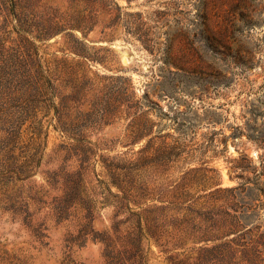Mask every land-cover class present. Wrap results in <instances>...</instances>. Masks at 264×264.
I'll use <instances>...</instances> for the list:
<instances>
[{
    "label": "rangeland",
    "instance_id": "374dc122",
    "mask_svg": "<svg viewBox=\"0 0 264 264\" xmlns=\"http://www.w3.org/2000/svg\"><path fill=\"white\" fill-rule=\"evenodd\" d=\"M108 1L0 16V264H264V0Z\"/></svg>",
    "mask_w": 264,
    "mask_h": 264
},
{
    "label": "trees",
    "instance_id": "16d2710c",
    "mask_svg": "<svg viewBox=\"0 0 264 264\" xmlns=\"http://www.w3.org/2000/svg\"><path fill=\"white\" fill-rule=\"evenodd\" d=\"M41 1L42 0H0V16H2L1 27H10L11 23L14 22L12 27H10V33L16 34L18 39L25 40L27 44H32L27 38V36L32 35L31 27H37V30L41 32V34L37 36V39L43 40V38H47L49 32H47L46 28L39 24H30L32 19H29V16L32 15L29 12L33 13L34 6ZM85 1L90 4H109L110 2L108 0ZM19 58L20 56L18 54L13 53L8 58L0 59V70L7 67L9 63L14 66H19L21 64ZM180 72H183V75L186 74L185 70H180ZM174 74L180 73L176 71ZM29 78L31 81V92L34 94L33 103L35 109L38 108L37 110L39 111L47 112L50 107H54L51 98H47V93L44 88L46 82L50 83V80L46 81L45 77L41 76L39 72H35V75H30Z\"/></svg>",
    "mask_w": 264,
    "mask_h": 264
}]
</instances>
